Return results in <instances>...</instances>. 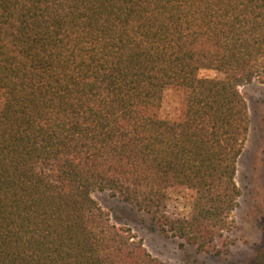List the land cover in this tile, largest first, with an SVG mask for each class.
I'll list each match as a JSON object with an SVG mask.
<instances>
[{"label": "trees", "instance_id": "1", "mask_svg": "<svg viewBox=\"0 0 264 264\" xmlns=\"http://www.w3.org/2000/svg\"><path fill=\"white\" fill-rule=\"evenodd\" d=\"M255 79L264 0H0V264H165L95 190L226 253ZM170 86L177 120L156 115ZM172 187L193 191L187 217Z\"/></svg>", "mask_w": 264, "mask_h": 264}, {"label": "rangeland", "instance_id": "2", "mask_svg": "<svg viewBox=\"0 0 264 264\" xmlns=\"http://www.w3.org/2000/svg\"><path fill=\"white\" fill-rule=\"evenodd\" d=\"M199 77L220 78L213 69H200ZM247 101L250 127L243 152L238 159L235 181L240 189L237 206L232 213L233 229L227 233L230 245L216 256L197 252L177 238L162 235L149 217L113 196L107 190H95L92 198L109 214L110 221L129 230L146 249L165 264H264V82L255 79L240 86ZM184 92L165 88L156 115L177 120L183 110ZM193 191L172 187L168 191L166 210L187 217L191 212Z\"/></svg>", "mask_w": 264, "mask_h": 264}]
</instances>
